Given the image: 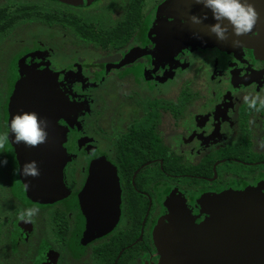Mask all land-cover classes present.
Listing matches in <instances>:
<instances>
[{
    "label": "flooded vegetation",
    "instance_id": "1",
    "mask_svg": "<svg viewBox=\"0 0 264 264\" xmlns=\"http://www.w3.org/2000/svg\"><path fill=\"white\" fill-rule=\"evenodd\" d=\"M44 1L54 23L31 37L51 39L44 44L52 56L34 49L20 56L18 50L12 60L5 52L9 41L0 46V135L15 88L36 70L58 72L60 87L79 106L73 121H59L70 192L51 203L30 198L16 178L9 139L0 142V159L7 160L0 166V264H171L167 247L176 230L166 216L172 193L185 200L196 222L207 216L204 194L253 187L264 194V59L255 47L264 0H249L259 13L249 34L229 32L223 42L203 40L206 46L196 40L162 56V37L205 35L208 23H182V17L205 12L211 24V13L195 0H183L180 8L175 0H157L152 17L149 0ZM138 6L137 29H116ZM144 20L149 25L139 33ZM211 151L227 156L216 158L212 175L203 176ZM98 158L117 170L120 215L110 231L88 235L81 228L82 190ZM173 164L192 172L175 174ZM27 209L37 211L25 222L20 214Z\"/></svg>",
    "mask_w": 264,
    "mask_h": 264
},
{
    "label": "water",
    "instance_id": "2",
    "mask_svg": "<svg viewBox=\"0 0 264 264\" xmlns=\"http://www.w3.org/2000/svg\"><path fill=\"white\" fill-rule=\"evenodd\" d=\"M60 1L78 5L92 0ZM183 2L175 0L174 7H182L180 4ZM204 14L207 19L202 23L209 25V13L203 12L200 16ZM208 25L202 27L201 32L205 35L198 39L181 35L170 39L160 38L158 56L174 53L196 40L202 46H206L203 40L208 38L216 42L215 37L206 36L211 34ZM255 47L264 59V23L260 26ZM58 76L59 73L50 68L34 71L15 88L10 108V119L14 114L35 113L47 122L46 141L36 147L15 144L9 138L13 169H19L29 161H35L39 168L36 177H24L14 171L21 190L33 200L43 203L62 199L70 192L64 181V168L70 160L64 147L66 131L59 121L63 118L73 121L79 106L62 90ZM120 194L116 168L104 158L94 160L82 190L81 228L84 233L102 235L115 226L120 215ZM176 195L172 193L170 203L175 213L171 214V211L166 216L176 230L167 247L171 264H264L263 193L249 188L204 194L201 198L202 210L210 215L208 220L202 222H196L190 216L185 200ZM202 204H206V207Z\"/></svg>",
    "mask_w": 264,
    "mask_h": 264
},
{
    "label": "clouds",
    "instance_id": "3",
    "mask_svg": "<svg viewBox=\"0 0 264 264\" xmlns=\"http://www.w3.org/2000/svg\"><path fill=\"white\" fill-rule=\"evenodd\" d=\"M195 3L211 13L214 22L207 26L208 31L220 42L227 40L229 32L233 37L249 34L258 21L259 13L249 0H195ZM206 19V14L201 16L188 14L181 18L182 23L191 25H199ZM196 38L199 37L196 36ZM239 44L238 39L233 40L234 46ZM46 123L35 113L14 114L8 121L7 131L0 135V142L10 138L15 144L22 143L26 147H36L46 141ZM6 163V159H0V166ZM14 171H18L24 177L39 175V168L35 161L26 162ZM25 186L27 187V184ZM36 211V209H27L20 214V218L28 222Z\"/></svg>",
    "mask_w": 264,
    "mask_h": 264
},
{
    "label": "trees",
    "instance_id": "4",
    "mask_svg": "<svg viewBox=\"0 0 264 264\" xmlns=\"http://www.w3.org/2000/svg\"><path fill=\"white\" fill-rule=\"evenodd\" d=\"M10 1H7L6 3H0V46L2 47V44H5L4 41H7V37L11 35V30L15 28L17 24L20 23H25V24H31L32 21H40L46 25H52L54 23V16L52 12L47 11L43 12L41 9L37 8L36 6L33 5H28V4H19L17 5L14 9L10 8V5L8 4ZM10 4H13L10 2ZM140 6L138 7H133L128 15L126 16V19L124 22L116 23L115 28L118 30L122 31H129L133 30L135 31L137 27L140 25L142 18H141V11H140ZM140 15L138 16V19L133 21V15ZM81 29V28H80ZM83 31L86 30L85 28L82 29ZM130 31V32H131ZM8 41H12L9 39ZM7 44V43H6ZM7 46V45H6ZM17 88V87H16ZM13 101V94L11 96V102L10 106ZM223 156H227V153L225 151H219V152H214L211 151L208 156H205L203 159V165H202V174L203 176H210L212 175V163L216 158H220ZM218 166V171L221 169H224L225 166ZM195 170V167H193ZM173 173L175 174H182L186 172H192L191 168L186 169L183 168L182 166H172ZM196 173V170H195ZM202 182L204 184L207 183V181L203 178Z\"/></svg>",
    "mask_w": 264,
    "mask_h": 264
},
{
    "label": "rangeland",
    "instance_id": "5",
    "mask_svg": "<svg viewBox=\"0 0 264 264\" xmlns=\"http://www.w3.org/2000/svg\"><path fill=\"white\" fill-rule=\"evenodd\" d=\"M7 1H10V2L13 3V4H10V2L8 3L10 5L11 9H14L19 4H28V5L36 6L37 8L41 9V11H43V12L44 11H50V7L46 6V5H48V3H46L44 0H0V3H6ZM153 1L154 0H149V2H151V6L147 7L149 10H151V17L154 14L155 9L160 5L159 4L156 7V5L158 4V1L157 0L155 2H153ZM146 13H148V12H146ZM148 18L149 17H147V19ZM148 25H149V21L148 20H146V21L144 20V23L142 24L141 28L139 29V33L143 32V30H145L146 26H148ZM42 28H46L47 29L48 25L43 24V23H39V22H36V21L32 22L28 27L26 26L25 23L24 24L23 23L17 24L15 26V28L10 31L11 35L9 36V38L7 37V41L9 39H11L13 41H9L8 47L6 46V42L7 41H4L5 44H2L3 48L7 47L6 51H5L6 55L7 56L11 55L10 58H12V60H13V59L16 58L18 50H19L18 54H20V56H21V55H23V53H25L27 51H30L31 49H34L36 51L38 50V52H44V53H45V51H47L44 55L45 56H52V54L49 53V52H51L50 49L48 50L47 45L44 44L45 42H49L52 45V40L51 39L47 38L46 36H41V35L35 36L37 38H32L31 37V34L33 33V31H38L39 29H42ZM49 28L52 29V27H49ZM24 34H25V36H24ZM21 38H24V40L18 45V42H20V41H17V40H20ZM60 46H61V44H60ZM10 174H11L10 175L11 181L13 182L15 178H14L12 172H10ZM254 189H256V191L262 192L260 189H257V188L253 187V190ZM260 196H261V194H260ZM176 199H178V197ZM202 205H203V207H206V204H202ZM169 210H170V212L172 211L171 214L175 213V210L174 209L172 210L171 207H169ZM209 215L210 214H207V216L203 220H208ZM202 221H200V222H202ZM4 252L5 251H3V253ZM2 264H4V263H2Z\"/></svg>",
    "mask_w": 264,
    "mask_h": 264
}]
</instances>
